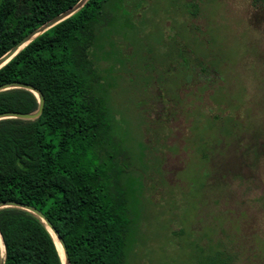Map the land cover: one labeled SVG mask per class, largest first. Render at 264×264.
Returning <instances> with one entry per match:
<instances>
[{
  "label": "trees",
  "instance_id": "obj_1",
  "mask_svg": "<svg viewBox=\"0 0 264 264\" xmlns=\"http://www.w3.org/2000/svg\"><path fill=\"white\" fill-rule=\"evenodd\" d=\"M77 1L0 0V55ZM130 2L85 0L0 67V85L26 83L43 97L36 118L0 119V202H19L39 210L61 237L68 264H129L128 240L140 217L134 212V155L121 136L123 112L111 90L122 77L114 62L123 65L114 37L129 40L134 28L126 8ZM251 3L257 7L264 0ZM182 10L194 16L197 5L189 2ZM186 22L174 27L169 42L161 41L160 60L149 48L148 58L134 57V79H127L126 87L140 80L161 87L170 83L171 87L160 89L171 93L182 84L204 79L212 84L217 79L212 78L218 75L215 55L197 54L178 37L183 29L188 38L197 39L196 27ZM36 107V96L27 89L0 91V112L24 113ZM210 122L225 134L234 125L231 118L217 115ZM0 237L1 264H62L42 221L24 209L0 208ZM196 249L201 264L232 260L217 245L206 257V250Z\"/></svg>",
  "mask_w": 264,
  "mask_h": 264
},
{
  "label": "rangeland",
  "instance_id": "obj_2",
  "mask_svg": "<svg viewBox=\"0 0 264 264\" xmlns=\"http://www.w3.org/2000/svg\"><path fill=\"white\" fill-rule=\"evenodd\" d=\"M131 1L126 8L134 28L129 40L114 37L123 65L114 62L122 77L111 90L123 112L121 136L134 155V212L140 215L127 262L201 264L196 247L206 257L217 245L230 264H264V4ZM189 2L197 5L194 16L182 10ZM185 20L197 39L183 29L178 37L197 54L215 55L217 79L182 84L172 94L161 90L170 83L140 80L126 87L134 79V57L148 58L149 48L160 60L161 41L169 42ZM214 115L233 120L230 134L211 124Z\"/></svg>",
  "mask_w": 264,
  "mask_h": 264
},
{
  "label": "water",
  "instance_id": "obj_3",
  "mask_svg": "<svg viewBox=\"0 0 264 264\" xmlns=\"http://www.w3.org/2000/svg\"><path fill=\"white\" fill-rule=\"evenodd\" d=\"M84 1L85 0H78L72 7L58 13L57 15L52 17L51 19L47 20L46 22H44L43 24H41L40 26L36 27L32 31H30L28 34L23 36L18 42H16L7 51H5L2 55H0V67L3 66L11 57H13L19 51V49H21L24 45H26L37 34L43 32L47 28L51 27L52 25L58 23L62 19L69 16L76 9H78L84 3ZM10 88H24V89H27L30 92H32L36 96L37 107L34 111L24 112V113L14 112V111L0 112V119H4V118L34 119V118H36L40 114L41 109H42V104H43V97H42L41 92L39 90H37L36 88L32 87L31 85L26 84V83H22V82H9V83H5V84L0 85V91L10 89ZM3 207L21 208V209H24V210L30 212L31 214H33L37 218H39L42 221L44 227L47 229V231L49 232V230H50L54 234L56 241L58 242V244L62 250V255H63V261L61 260L62 264H68V258H67V254L65 251V246H64V243H63L61 237L57 234L56 230L52 227L50 222L46 219V217L39 210L35 209L34 207H32L30 205H26V204L19 203V202H13V201H1L0 202V208H3ZM49 234H50V232H49ZM0 240H1V237H0ZM1 243H2V241H1ZM54 244L56 247L55 242H54ZM2 246H3V244H2ZM56 250H57V247H56ZM57 252H58V250H57ZM58 255H59V253H58ZM59 258L61 259L60 255H59ZM2 260H3V255H2V257L0 255V264H1Z\"/></svg>",
  "mask_w": 264,
  "mask_h": 264
},
{
  "label": "bare ground",
  "instance_id": "obj_4",
  "mask_svg": "<svg viewBox=\"0 0 264 264\" xmlns=\"http://www.w3.org/2000/svg\"><path fill=\"white\" fill-rule=\"evenodd\" d=\"M49 232H50L54 242L56 243V247H57L58 253H59L60 257H61V260L63 261L62 250H61L58 242L56 241V238H55L54 234L50 230H49ZM0 255H1V257L3 255V246H2L1 240H0Z\"/></svg>",
  "mask_w": 264,
  "mask_h": 264
}]
</instances>
